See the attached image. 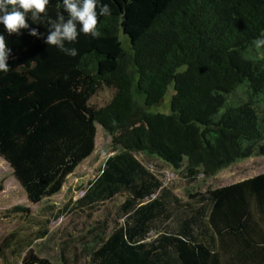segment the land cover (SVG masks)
I'll list each match as a JSON object with an SVG mask.
<instances>
[{
	"label": "trees",
	"instance_id": "obj_1",
	"mask_svg": "<svg viewBox=\"0 0 264 264\" xmlns=\"http://www.w3.org/2000/svg\"><path fill=\"white\" fill-rule=\"evenodd\" d=\"M98 3L111 15L98 16V38L81 32L64 41L74 57L46 43L48 20L69 18L62 0H49L38 21L28 13L19 35L0 24L9 49V71H0V157L27 199L35 204L60 191L94 150L96 123L110 148L82 195L66 204L87 217L105 212L83 222L77 244L58 245L61 262H53L30 247L58 217L51 216L56 204L46 203L31 237L10 238L18 264H264V170L197 185L239 158L264 155V47L256 46L264 39V0ZM242 82L232 97H244L227 104ZM170 83L169 112L147 111ZM103 86L112 95L93 106L89 98ZM138 153L176 170L182 194ZM113 197L121 199L109 207Z\"/></svg>",
	"mask_w": 264,
	"mask_h": 264
},
{
	"label": "rangeland",
	"instance_id": "obj_2",
	"mask_svg": "<svg viewBox=\"0 0 264 264\" xmlns=\"http://www.w3.org/2000/svg\"><path fill=\"white\" fill-rule=\"evenodd\" d=\"M250 56V55H249ZM182 68V67H181ZM245 87V82L239 83L232 93L226 96L227 104H237L240 100L233 99L234 92H240ZM173 92L172 84H168L166 91L160 102L146 107V110L152 113L169 112L170 96ZM112 95V89L106 86L98 89L90 98L89 103L93 106H101L105 104ZM136 95V94H135ZM141 103V97H135ZM264 105V102L261 101ZM224 107L220 108L219 112ZM96 131L94 136V150L91 155L80 165L77 170L68 176L65 183L62 185L60 192L55 195L52 200L43 198L38 203L30 202L24 190L18 184L17 180L11 174V168L8 163L0 157V179L3 181V189L0 191V264H18L21 257V252L16 246L13 239L19 237L29 238L32 236L31 231L40 225L39 220L44 218L43 207L46 203L54 201L55 204L62 205L69 198L76 199L82 194V189L88 184L92 176L96 174L97 167L103 162L110 151L109 138L103 132L99 124H95ZM136 156L144 161L149 167H152L166 184L175 186V191L181 194L183 191V180L180 174L165 165L159 164L158 161L146 162L142 154ZM264 170V155H253L245 158H239L227 167L218 170L211 178H203L200 176L197 185L204 186L206 184L218 185L235 181L239 178H245ZM80 183L81 186H78ZM117 199H121L117 197ZM74 201V200H72ZM14 205H22L29 208V212H12L11 208ZM108 205V204H107ZM105 205V206H107ZM96 214L87 217L84 214H76L75 212H65L57 218H53L49 223V232L44 240H36L30 245L31 249L36 253L47 256L53 262H59L58 245L65 247L77 241L73 235L78 233V229L85 227L83 222L96 218ZM37 221V222H36ZM29 234V235H28ZM12 239V240H13ZM69 241V243H68ZM49 244V248L45 250L43 245ZM82 264V263H81Z\"/></svg>",
	"mask_w": 264,
	"mask_h": 264
},
{
	"label": "clouds",
	"instance_id": "obj_3",
	"mask_svg": "<svg viewBox=\"0 0 264 264\" xmlns=\"http://www.w3.org/2000/svg\"><path fill=\"white\" fill-rule=\"evenodd\" d=\"M48 4L49 0H0V24L9 35H19L21 29L29 26L27 14L31 13L32 20L38 21L42 16H47ZM62 6L69 18L65 20L64 15L58 14L55 20H48L51 30L47 35L46 43L74 57L77 55V50L66 49L64 41L76 42L81 32L92 38H98L100 36L97 30L98 16H110L111 10L106 4L99 5L98 0H62ZM98 7L99 13L96 10ZM29 34L35 36L37 32L32 29ZM256 46L264 47V39H258ZM8 51L5 37L0 35V71L3 72L9 71L5 64Z\"/></svg>",
	"mask_w": 264,
	"mask_h": 264
},
{
	"label": "crops",
	"instance_id": "obj_4",
	"mask_svg": "<svg viewBox=\"0 0 264 264\" xmlns=\"http://www.w3.org/2000/svg\"><path fill=\"white\" fill-rule=\"evenodd\" d=\"M93 152V151H92ZM91 155V154H90ZM89 155V156H90ZM88 156V157H89ZM144 156V160L146 161V162H151V160L152 161H158L159 162V164H162L163 162L159 159V158H157V157H154V156H149V155H143ZM87 157V158H88ZM87 158H85L68 176H70L71 174H73L76 170H77V168L80 166V165H82V163L87 159ZM102 164V163H101ZM101 164L97 167V172H96V174H94L93 176H92V178L91 179H93L97 174H98V171H99V169H100V167H101ZM163 165V164H162ZM68 176H67V178H68ZM66 178V179H67ZM240 179H242V178H239V179H237V180H240ZM237 180H235V181H237ZM233 182V181H232ZM65 183V182H64ZM89 185V182H88V184L84 187V189H82V193H83V191L85 190V188L87 187ZM78 186H81L80 185V183H78ZM62 188V187H61ZM61 190V189H60ZM176 190V189H175ZM60 192V191H59ZM58 192V193H59ZM58 193H56L55 195H57ZM182 194V193H181ZM180 194V195H181ZM55 195H53V196H51L50 197V199L52 200V198L55 196ZM82 195V194H81ZM80 195V196H81ZM79 196V197H80ZM77 199V198H76ZM76 199H72V200H76ZM70 198L65 202V203H63L62 205H58V204H56V208H54L53 209V211H52V214H51V216H54L55 215V213L58 215V217L60 216V215H62V214H65V212H70V209H69V207H66V204H68V202H70V204L71 203H74V201H72ZM118 201H120V199L118 200L117 199V197H113L112 199H110V200H108V202H111V203H109L108 204V206L110 207L111 205H112V203H117ZM52 203H54V201H51ZM77 202V201H76ZM106 202V201H105ZM68 208V209H67ZM105 211L103 210V208L101 207V208H99L98 210H95V211H93V214L92 215H94V214H96L95 216H101L103 213H104ZM83 214V213H82ZM46 237H44L42 240H44ZM47 246H49V244H47ZM86 245L85 244H83V247H85ZM50 247V246H49ZM41 255V254H40ZM59 262H61V261H59Z\"/></svg>",
	"mask_w": 264,
	"mask_h": 264
}]
</instances>
